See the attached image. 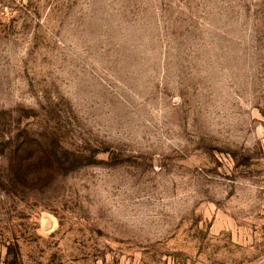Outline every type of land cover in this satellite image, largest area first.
Masks as SVG:
<instances>
[{
	"label": "rangeland",
	"instance_id": "rangeland-1",
	"mask_svg": "<svg viewBox=\"0 0 264 264\" xmlns=\"http://www.w3.org/2000/svg\"><path fill=\"white\" fill-rule=\"evenodd\" d=\"M0 264H264V0H0Z\"/></svg>",
	"mask_w": 264,
	"mask_h": 264
}]
</instances>
